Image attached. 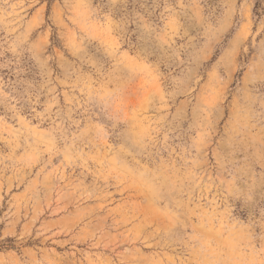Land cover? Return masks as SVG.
<instances>
[{
    "label": "rangeland",
    "instance_id": "rangeland-1",
    "mask_svg": "<svg viewBox=\"0 0 264 264\" xmlns=\"http://www.w3.org/2000/svg\"><path fill=\"white\" fill-rule=\"evenodd\" d=\"M0 0V264H264V0Z\"/></svg>",
    "mask_w": 264,
    "mask_h": 264
},
{
    "label": "trees",
    "instance_id": "trees-1",
    "mask_svg": "<svg viewBox=\"0 0 264 264\" xmlns=\"http://www.w3.org/2000/svg\"><path fill=\"white\" fill-rule=\"evenodd\" d=\"M259 8H260V0H257L255 3L254 9H253L255 15H257V16L260 15V13L258 12Z\"/></svg>",
    "mask_w": 264,
    "mask_h": 264
}]
</instances>
